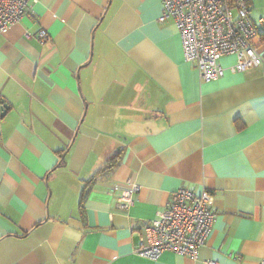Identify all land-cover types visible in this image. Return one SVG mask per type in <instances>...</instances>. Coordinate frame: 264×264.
Listing matches in <instances>:
<instances>
[{
	"label": "crops",
	"instance_id": "obj_1",
	"mask_svg": "<svg viewBox=\"0 0 264 264\" xmlns=\"http://www.w3.org/2000/svg\"><path fill=\"white\" fill-rule=\"evenodd\" d=\"M162 11L35 0L0 33V264H264V66L225 55V75L201 81ZM129 181L140 188L120 209ZM181 186L211 193L206 244L140 255Z\"/></svg>",
	"mask_w": 264,
	"mask_h": 264
},
{
	"label": "built area",
	"instance_id": "obj_2",
	"mask_svg": "<svg viewBox=\"0 0 264 264\" xmlns=\"http://www.w3.org/2000/svg\"><path fill=\"white\" fill-rule=\"evenodd\" d=\"M35 0H0V33L18 21ZM171 19L180 33L184 59L194 61L200 80L211 81L225 75L221 63L225 55H234L237 71L252 65L264 66V16L250 13V0H163L161 21ZM41 29L38 39L46 41ZM140 186L135 182L121 188L117 206L128 209ZM215 212L210 191L199 193L181 186L158 211L157 217L144 224V235L137 252L151 259L164 252L197 257L213 228ZM264 263V261H263Z\"/></svg>",
	"mask_w": 264,
	"mask_h": 264
},
{
	"label": "trees",
	"instance_id": "obj_3",
	"mask_svg": "<svg viewBox=\"0 0 264 264\" xmlns=\"http://www.w3.org/2000/svg\"><path fill=\"white\" fill-rule=\"evenodd\" d=\"M262 35H263L262 37L264 38V34H262ZM106 167L109 169V168L113 167V165L110 164V165H108ZM103 170H104V168L101 171H103ZM92 181H93V179L90 182H88V183H92ZM90 188L91 187L88 184H86V185H84L83 189L81 190V193H80V205L81 206H83V202L86 199Z\"/></svg>",
	"mask_w": 264,
	"mask_h": 264
},
{
	"label": "water",
	"instance_id": "obj_4",
	"mask_svg": "<svg viewBox=\"0 0 264 264\" xmlns=\"http://www.w3.org/2000/svg\"><path fill=\"white\" fill-rule=\"evenodd\" d=\"M1 102H2L1 110L4 111L8 107V104L3 99L1 100Z\"/></svg>",
	"mask_w": 264,
	"mask_h": 264
}]
</instances>
